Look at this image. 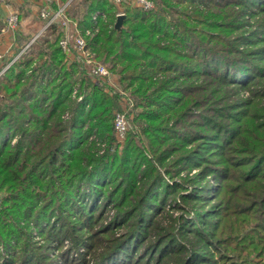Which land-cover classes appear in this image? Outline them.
Returning <instances> with one entry per match:
<instances>
[{"label": "trees", "instance_id": "trees-1", "mask_svg": "<svg viewBox=\"0 0 264 264\" xmlns=\"http://www.w3.org/2000/svg\"><path fill=\"white\" fill-rule=\"evenodd\" d=\"M155 1L126 5L120 29L110 0L67 9L137 97L147 146L129 131L121 153L120 94L67 60L63 28L39 16L17 33L0 264H264V0Z\"/></svg>", "mask_w": 264, "mask_h": 264}, {"label": "built area", "instance_id": "built-area-1", "mask_svg": "<svg viewBox=\"0 0 264 264\" xmlns=\"http://www.w3.org/2000/svg\"><path fill=\"white\" fill-rule=\"evenodd\" d=\"M115 6L119 7L124 5L127 0H110ZM67 4H63L58 7H51L46 4L42 6L40 11V17L45 20L44 28L53 23H58L64 30L65 35L61 39L60 44L63 50L66 52L68 58L73 57L75 54L79 58H83L85 68L89 74V76L95 81L106 82L108 85L115 91L113 87L117 88L116 79H113L111 76V72L109 67L95 58L91 52H89L87 48V42L82 32L78 28L77 22L74 20H70L67 17ZM131 5L137 6L143 9H152L154 7V3L152 0H131ZM125 14L122 9L117 12V16ZM100 14H93V20L97 21ZM6 21L11 29H16L18 24V15L17 14H8L6 17ZM21 53H19L15 58H18ZM4 58V54L0 52V63ZM13 60V61H14ZM12 61V62H13ZM11 63L6 65L4 68H0V76L5 72V70L9 67ZM118 89V88H117ZM126 99V98H125ZM123 98V100H125ZM130 100V99H129ZM131 101V100H130ZM127 102L132 105V102ZM114 127L116 132L119 135L126 134L130 129L129 119L127 118V113L124 111H120L116 113L114 119Z\"/></svg>", "mask_w": 264, "mask_h": 264}, {"label": "rangeland", "instance_id": "rangeland-1", "mask_svg": "<svg viewBox=\"0 0 264 264\" xmlns=\"http://www.w3.org/2000/svg\"><path fill=\"white\" fill-rule=\"evenodd\" d=\"M22 0H20V1H17V0H5V2H7V3H9V4H11V6H12V9L13 10H11V11H9V13H7V12H3L2 11V9H1V7H0V15L2 14V13H7V15L8 14H12V13H14V14H17L18 15V19H19V21H18V24H17V26H16V28H18V26H19V24H20V17H21V15H27L28 17L29 16H32L31 18H35V20H36V18H37V15L38 16H40V11H41V9H42V7L41 8H39V7H37L38 6V4H36V7H35V4H34V2H33V0H23V2H26L25 4H24V7H23V9H21V7L19 8L18 6L19 5H21V4H23L22 2H21ZM153 1V3H154V7L152 8V9H156L157 7L159 8V5L156 3V1L155 0H152ZM69 2L70 1H68V2H64L63 4H66V3H68L67 4V7H68V5H69ZM63 4H61V5H63ZM131 4V0H127V2L124 4V5H121V6H119V7H117V6H115L116 8H117V12H119V10L120 9H122L123 11H125V6L126 5H130ZM46 5V4H45ZM48 5H50L51 7H56V6H52L51 4H48ZM60 5V6H61ZM17 7V8H16ZM30 8H35L34 9V11H36V13L35 12H31V11H29L30 10ZM20 16V17H19ZM67 17L70 19V20H74L73 18H71L69 15H68V13H67ZM30 18V17H29ZM34 20V19H33ZM75 21V20H74ZM117 21V20H116ZM24 22H26V21H24ZM76 22V21H75ZM6 24H7V27L9 28V29H11L10 27H9V25H8V23H7V21H6ZM22 24H25V23H22ZM25 26V25H24ZM23 25L21 26L22 27V29L24 30V31H27V27L25 26L24 27ZM17 36V35H16ZM1 52V51H0ZM1 53H3V52H1ZM19 53H21V52H19V50L18 51H14L13 53H12V56L11 57H9L8 55H6L5 53H3L4 54V58H3V60H2V62L0 63V68H4L6 65H8L9 63H12V61L14 60V58L19 54ZM74 59H79L80 60V62H82V67L84 68V70L86 71V76L87 77H90L89 76V74H88V72H87V70H86V68H85V64H84V61H83V58L81 57V58H79V57H77L76 56V54L73 56V57H70V58H68V56H67V60L70 62H72V61H74ZM111 72V71H110ZM111 76L113 77V79H116V84H117V88L116 87H113L114 89H116L117 90V92L120 94V96H119V108H117V110H116V112H120V111H124L125 110V113H127V118L129 119V123H130V129H129V131L131 132H134V134H135V136H136V141H137V143L139 144V145H141V146H147V141H146V138L144 137V135L142 134V132H141V128H140V126H138L136 123H135V121H134V118H135V116H136V114L138 113V111L140 110L138 107H137V102H136V99H137V97H136V95L135 94H133L132 92H131V90H129V89H127V88H125L120 82L118 83V75H116L115 73L113 74L112 72H111ZM94 82H96L95 80H93ZM112 93H113V91H112ZM123 98L125 99V100H123ZM131 101H130V100ZM132 102V105H130V103H128L127 104V102ZM128 131V132H129ZM115 132H116V130H115ZM126 133V134H124V135H119L117 132H116V135H115V138H114V143H113V145H114V147L119 151V153H121L122 151H123V149H124V146H125V143H126V141H127V136H128V134L129 133ZM196 172H197V169L196 168H194V169H192L189 173H190V175H194V174H196ZM187 173V171H184V172H182V175H187L186 174ZM171 180V179H170ZM175 180H179V179H177V178H175ZM171 182H172V180H171ZM188 187H190V186H188ZM188 192V190H180V192H179V194L180 195H182V194H184V193H187ZM257 258V260L259 261L260 259L258 258V257H256ZM263 263H264V260H263ZM61 264V263H60Z\"/></svg>", "mask_w": 264, "mask_h": 264}, {"label": "crops", "instance_id": "crops-1", "mask_svg": "<svg viewBox=\"0 0 264 264\" xmlns=\"http://www.w3.org/2000/svg\"><path fill=\"white\" fill-rule=\"evenodd\" d=\"M17 1H20V0H17ZM68 1H70V0H33L35 7H36V4H38L37 7H39V8H41L45 4H51L52 6L58 7L61 4H63L64 2H68ZM21 2L23 4L19 5L18 7L19 8L21 7V9H23L24 4L26 2H23V0ZM0 7H1L3 12H7V13H9V11L13 10L11 4L5 2V0H0ZM34 9L35 8H30L29 11L36 13V11H34ZM7 13L6 14L2 13L0 15V51L5 53L9 57H11L12 53L14 51H18V44L16 42V35L19 31L23 30L21 26L22 25L27 26L35 18L34 17L31 18L32 16H29L30 17L29 18L27 15H21V17L19 16L21 22H20L18 28L9 29L7 27V24H6ZM37 17H39V16L37 15ZM24 21H26V22H24ZM22 23H25V24H22Z\"/></svg>", "mask_w": 264, "mask_h": 264}, {"label": "water", "instance_id": "water-1", "mask_svg": "<svg viewBox=\"0 0 264 264\" xmlns=\"http://www.w3.org/2000/svg\"><path fill=\"white\" fill-rule=\"evenodd\" d=\"M124 17H125V14L119 15V16L117 17V21H116V23H115V27H116L117 29H120V28H121V25H122V22H123Z\"/></svg>", "mask_w": 264, "mask_h": 264}]
</instances>
